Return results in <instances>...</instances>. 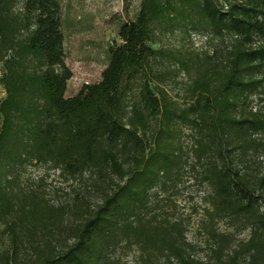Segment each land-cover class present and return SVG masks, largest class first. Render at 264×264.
Listing matches in <instances>:
<instances>
[{
    "label": "trees",
    "instance_id": "1",
    "mask_svg": "<svg viewBox=\"0 0 264 264\" xmlns=\"http://www.w3.org/2000/svg\"><path fill=\"white\" fill-rule=\"evenodd\" d=\"M60 2L23 0L18 23L0 16V224L8 236L0 264H104L122 246L136 247L142 264H155L157 255L164 264H206L175 215L183 207L177 193L194 186L203 191L209 260L264 264V169L253 178L244 167L247 155L264 152V112L251 105L264 96V0L199 1L211 25L235 44L218 77L198 81L183 103L167 100L147 76L157 53L150 22L164 11L160 0L140 1L118 30L120 43L108 46L100 79L66 96L71 70ZM133 84L137 98L127 104ZM38 165L67 181L94 176L100 199L90 206L75 193L68 210L79 222L70 228L71 242H46L24 262L21 232L57 228L66 212L31 191L13 193L25 167ZM222 219L248 228L238 248L231 249L230 232L217 230Z\"/></svg>",
    "mask_w": 264,
    "mask_h": 264
},
{
    "label": "rangeland",
    "instance_id": "2",
    "mask_svg": "<svg viewBox=\"0 0 264 264\" xmlns=\"http://www.w3.org/2000/svg\"><path fill=\"white\" fill-rule=\"evenodd\" d=\"M141 0H61V31L63 34L64 62L71 70L67 82L66 96L74 95L83 84L95 83L108 59V46L120 43V26L137 14ZM164 11L150 22L151 41L149 45L157 50L155 58L150 60L147 76L150 86H158L164 97L178 103L188 102L194 95L197 82L218 77L224 69L229 50L234 46L233 39L226 33L219 34L209 20L200 11V0H160ZM23 0H4L0 3L1 12L19 22ZM20 27V25H19ZM23 30L16 35L22 36ZM136 85L132 86L131 99H136ZM4 90L0 85V100ZM253 110L264 112V96L254 98ZM247 174L255 178L264 169V152L246 156ZM100 182L94 176L85 174L75 180H65L47 165L27 166L22 172L13 193L31 191L33 196H41L52 207L60 206L63 213L61 224L57 228L41 232L33 230V236H24L18 258L24 262L35 260L50 242L55 248H62L71 242L72 226L79 217L69 211L68 206L79 194L86 205L94 206L100 199ZM204 189V187H202ZM201 187L194 186L177 193L180 206L175 215L182 216L187 223L186 238L193 245V254L206 264L209 260V244L202 223L206 216L200 205ZM209 188L204 189V194ZM20 195V194H19ZM197 205V206H196ZM193 206L194 209L191 207ZM192 208V209H191ZM192 210V211H191ZM60 226V227H59ZM219 232H230L231 249H236L248 237V228L227 219L217 222ZM29 234V231L26 230ZM28 239V240H27ZM8 246V236L0 224V253ZM155 264H164L160 256H155ZM104 264H142L136 247H117L107 255Z\"/></svg>",
    "mask_w": 264,
    "mask_h": 264
}]
</instances>
